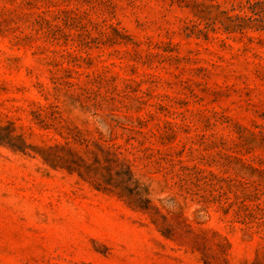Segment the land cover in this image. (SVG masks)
Here are the masks:
<instances>
[{
	"label": "rangeland",
	"instance_id": "374dc122",
	"mask_svg": "<svg viewBox=\"0 0 264 264\" xmlns=\"http://www.w3.org/2000/svg\"><path fill=\"white\" fill-rule=\"evenodd\" d=\"M0 264H264V0H0Z\"/></svg>",
	"mask_w": 264,
	"mask_h": 264
}]
</instances>
